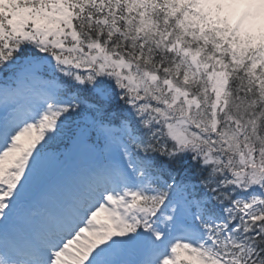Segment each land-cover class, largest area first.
<instances>
[{"label":"snow or ice","instance_id":"snow-or-ice-1","mask_svg":"<svg viewBox=\"0 0 264 264\" xmlns=\"http://www.w3.org/2000/svg\"><path fill=\"white\" fill-rule=\"evenodd\" d=\"M0 264H264V0H0Z\"/></svg>","mask_w":264,"mask_h":264}]
</instances>
